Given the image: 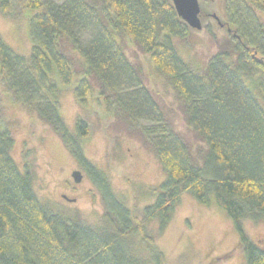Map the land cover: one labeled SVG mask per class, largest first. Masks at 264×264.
Listing matches in <instances>:
<instances>
[{
    "label": "trees",
    "instance_id": "trees-1",
    "mask_svg": "<svg viewBox=\"0 0 264 264\" xmlns=\"http://www.w3.org/2000/svg\"><path fill=\"white\" fill-rule=\"evenodd\" d=\"M40 9L29 20L28 58L0 36V81L12 101L34 111L69 147L101 189L108 227L92 228L52 213L40 203L31 174L11 156L14 139L0 125V264H164L154 235L132 226L130 213L112 194L106 177L84 157L88 123L77 118L71 132L59 115V85L75 73L64 54L69 44L83 61L74 94L86 105L91 81L111 115L139 128L165 171L144 222L157 220L161 233L183 194L225 212L238 235L246 264H264V248L249 239L243 222L264 221V0H224L229 51L214 55L202 71L177 54L172 39L188 26L171 0H27ZM10 0H0L7 13ZM122 31L164 76L182 104L188 125L206 144L201 164L165 122L114 33ZM90 35L83 44L81 34ZM143 122L147 123L144 124ZM142 234L149 257H134L127 237ZM144 234V236H143Z\"/></svg>",
    "mask_w": 264,
    "mask_h": 264
},
{
    "label": "rangeland",
    "instance_id": "rangeland-1",
    "mask_svg": "<svg viewBox=\"0 0 264 264\" xmlns=\"http://www.w3.org/2000/svg\"><path fill=\"white\" fill-rule=\"evenodd\" d=\"M26 1L10 0L7 13L0 10V36L12 51L28 58L32 48L29 20L41 10L28 8ZM198 2L202 28L188 27L184 38L175 37L172 42L179 57L199 72L214 55L229 51L230 34L224 0ZM114 35L125 49L128 60L140 72L142 84L151 93L165 122L185 142L193 161L201 164L207 153L206 144L188 125L184 108L169 81L127 35L122 31H116ZM81 38L85 44L90 35L83 33ZM64 54L75 78L70 86L59 85L60 118L71 132H74L77 118L88 123L89 135L81 142L84 157L106 177L112 194L128 209L132 226L143 224L146 235L156 236L155 243L164 256V264H246L232 222L215 204L202 205L191 195L183 194L161 233L157 220L144 222L143 209L155 203L161 182L166 177L165 171L139 128L130 125L121 115L106 112L94 79H90L91 92L86 105L80 104L73 90L81 79L83 61L69 44ZM0 125L11 131L14 139L11 156L21 171L31 174L33 189L41 204L52 213L84 226L108 227L104 220L108 210L100 187L72 156L53 127L34 111L14 103L11 92L1 81ZM73 171L80 172V182L73 180ZM243 228L251 241L264 248L263 220H245ZM125 242L134 257L140 260L149 257L142 234L127 237Z\"/></svg>",
    "mask_w": 264,
    "mask_h": 264
},
{
    "label": "water",
    "instance_id": "water-1",
    "mask_svg": "<svg viewBox=\"0 0 264 264\" xmlns=\"http://www.w3.org/2000/svg\"><path fill=\"white\" fill-rule=\"evenodd\" d=\"M171 2L178 18L188 27L195 30H200L202 28L200 21L201 10L198 0H171ZM72 177L76 183L80 182L82 178L78 171L74 172Z\"/></svg>",
    "mask_w": 264,
    "mask_h": 264
},
{
    "label": "flooded vegetation",
    "instance_id": "flooded-vegetation-1",
    "mask_svg": "<svg viewBox=\"0 0 264 264\" xmlns=\"http://www.w3.org/2000/svg\"><path fill=\"white\" fill-rule=\"evenodd\" d=\"M74 172H76V171H73V173H74ZM73 173H72V174H73ZM62 197H63V198H65V199H67V197H66V196H64V195H62Z\"/></svg>",
    "mask_w": 264,
    "mask_h": 264
}]
</instances>
